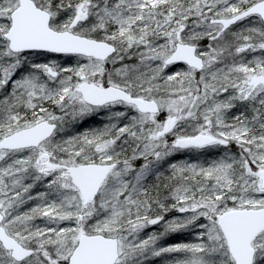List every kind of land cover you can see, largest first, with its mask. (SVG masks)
Masks as SVG:
<instances>
[{
	"label": "snow or ice",
	"instance_id": "6c2138e0",
	"mask_svg": "<svg viewBox=\"0 0 264 264\" xmlns=\"http://www.w3.org/2000/svg\"><path fill=\"white\" fill-rule=\"evenodd\" d=\"M0 264H264V0H0Z\"/></svg>",
	"mask_w": 264,
	"mask_h": 264
}]
</instances>
